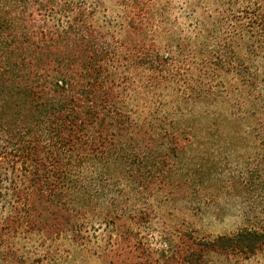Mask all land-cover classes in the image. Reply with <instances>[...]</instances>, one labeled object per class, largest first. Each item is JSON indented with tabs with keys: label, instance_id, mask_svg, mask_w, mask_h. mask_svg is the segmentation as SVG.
Instances as JSON below:
<instances>
[{
	"label": "trees",
	"instance_id": "16d2710c",
	"mask_svg": "<svg viewBox=\"0 0 264 264\" xmlns=\"http://www.w3.org/2000/svg\"><path fill=\"white\" fill-rule=\"evenodd\" d=\"M115 1L109 17L106 0H0V264H64L83 252L89 236L79 220L95 207L86 170L214 198L235 186L220 181L210 192L214 137L180 138L159 126L108 153L105 133L116 135L117 116L120 135L128 131L132 94L163 112L187 109L198 94L194 61L211 75L236 72L264 119V0H183L185 16L173 0ZM189 145L204 149L192 167L180 159ZM135 211L126 220L107 214L115 238L101 253L107 264H209L213 253L250 259L264 251V226L211 239L179 231L152 248L131 228L149 214Z\"/></svg>",
	"mask_w": 264,
	"mask_h": 264
},
{
	"label": "rangeland",
	"instance_id": "374dc122",
	"mask_svg": "<svg viewBox=\"0 0 264 264\" xmlns=\"http://www.w3.org/2000/svg\"><path fill=\"white\" fill-rule=\"evenodd\" d=\"M173 1L176 13L185 16L183 0ZM116 4L115 0H106L109 17L118 12ZM200 66L199 61L193 62L192 78L198 94L181 112H163L148 103L142 95L132 94L123 110L128 131L121 136L117 127L118 116L114 117L115 125L111 129L116 135L105 133L108 138L107 152L117 153L128 142L145 136L144 132L146 136L155 135L159 132V126L180 138L211 136L215 142L207 150L212 158L210 165L218 167L217 175L212 180L214 189L210 192L217 194L220 181L225 185L227 181L235 183L233 190L229 193L221 190L215 198L199 196L192 195L188 188H174L170 192L167 189L149 188L146 183L141 187L133 178L125 182L109 181L103 175H94L91 170H86L83 174L85 192L94 197L95 207L88 218L79 222L87 229L88 242L82 253L76 252L64 258V264H107L101 253L111 238L115 239L111 237L112 227L105 220L107 214L112 212H125L126 220L130 211L134 214L135 210L145 208L149 214L148 220L132 223L131 228L141 234L146 246L152 248L163 245L167 234L177 236L179 231L211 239L235 234L242 228L264 226V146L259 141L264 136L260 126H264V119L263 111L254 107L256 93L233 70L223 67L219 74L211 75L207 73L208 65L205 64L203 69ZM247 111L256 112L251 116ZM108 120L112 122L111 118ZM215 122L218 124L213 125ZM236 124L238 129L233 127ZM88 135L97 138L96 128H91ZM220 135L224 137L217 141ZM111 140L116 144H112ZM203 151L196 145H189L180 152L183 156L180 159L192 167L202 160ZM207 197H212L213 201L208 202ZM208 259L209 264H264V251L250 259L241 256L228 258L214 253Z\"/></svg>",
	"mask_w": 264,
	"mask_h": 264
}]
</instances>
